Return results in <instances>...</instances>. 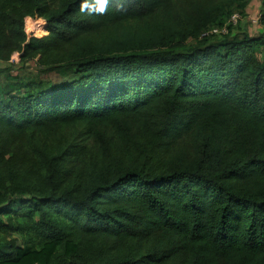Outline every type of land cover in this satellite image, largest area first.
I'll return each instance as SVG.
<instances>
[{
    "label": "trees",
    "instance_id": "16d2710c",
    "mask_svg": "<svg viewBox=\"0 0 264 264\" xmlns=\"http://www.w3.org/2000/svg\"><path fill=\"white\" fill-rule=\"evenodd\" d=\"M252 1L0 0L79 76L0 86V264H264V35L203 37Z\"/></svg>",
    "mask_w": 264,
    "mask_h": 264
},
{
    "label": "rangeland",
    "instance_id": "374dc122",
    "mask_svg": "<svg viewBox=\"0 0 264 264\" xmlns=\"http://www.w3.org/2000/svg\"><path fill=\"white\" fill-rule=\"evenodd\" d=\"M261 4L262 0H253L249 4V7L245 10V15L242 16V20L235 28H233L232 35L248 34L251 37H260L264 35V25H262L261 22H256V20L262 15ZM32 20L36 22L41 21V23L44 22L43 20H40V18L36 17L32 18ZM33 27L34 26L31 24L28 29L33 30ZM36 34V32H34V34L30 32L29 37H44L48 35V31L45 32L44 35L39 34L40 36H37ZM13 59L16 63L11 61L10 63L0 62V86L3 84H10L18 78L31 80L41 74V69L36 63H27L26 65L20 61V56H17V53L16 55L14 54ZM39 78L45 82L47 87H57L78 80L79 76L73 69L67 68L58 72H44Z\"/></svg>",
    "mask_w": 264,
    "mask_h": 264
},
{
    "label": "built area",
    "instance_id": "2783aa9c",
    "mask_svg": "<svg viewBox=\"0 0 264 264\" xmlns=\"http://www.w3.org/2000/svg\"><path fill=\"white\" fill-rule=\"evenodd\" d=\"M29 20H32V17L27 18L26 21H25L26 22L25 23V32H26L28 37H29V33L30 32H29V30H27V22ZM40 20H42V19H40ZM241 20H242V16L240 14H234L233 16H231V18L229 19V21L227 22V24L225 26L211 28V29H209L208 31H206L203 34V37H206V36H225L229 32V27H236ZM260 20H261V17H259V19H257L256 22L257 23L261 22ZM39 28H41V27H39ZM42 30H45V32H47L45 26L42 28ZM31 33L34 34V32H31ZM18 55L19 54H17V56ZM13 57H14V55H13ZM13 57L11 58V62H15L16 63V61H14Z\"/></svg>",
    "mask_w": 264,
    "mask_h": 264
},
{
    "label": "bare ground",
    "instance_id": "6f19581e",
    "mask_svg": "<svg viewBox=\"0 0 264 264\" xmlns=\"http://www.w3.org/2000/svg\"><path fill=\"white\" fill-rule=\"evenodd\" d=\"M31 24H32L34 27L39 25V26L42 28L44 22L41 23V21H40V22H39V21L36 22V21H33V20H29V21L27 22V30H29L28 28H29V26H31ZM29 31H30V32H35V31H33L32 29H30Z\"/></svg>",
    "mask_w": 264,
    "mask_h": 264
}]
</instances>
